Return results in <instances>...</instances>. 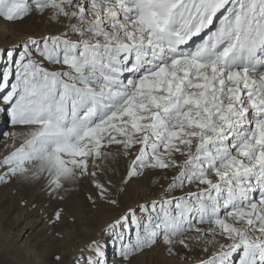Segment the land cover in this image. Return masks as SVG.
I'll use <instances>...</instances> for the list:
<instances>
[{
    "label": "snow or ice",
    "instance_id": "6c2138e0",
    "mask_svg": "<svg viewBox=\"0 0 264 264\" xmlns=\"http://www.w3.org/2000/svg\"><path fill=\"white\" fill-rule=\"evenodd\" d=\"M33 13L59 27L0 47L13 129L0 184L44 179L63 200L87 178L92 206L119 207L145 170L170 169L161 197L128 207L75 264H132L157 246L178 264H264V0H0L7 23Z\"/></svg>",
    "mask_w": 264,
    "mask_h": 264
},
{
    "label": "rangeland",
    "instance_id": "374dc122",
    "mask_svg": "<svg viewBox=\"0 0 264 264\" xmlns=\"http://www.w3.org/2000/svg\"><path fill=\"white\" fill-rule=\"evenodd\" d=\"M26 19L18 22L25 24ZM1 34L0 32V44L10 41V36ZM8 125L6 120L2 132ZM109 150L114 152L116 148L113 146ZM129 162L130 160L123 157L109 162L111 168L118 170H106L107 178H110L114 185H119ZM174 174L170 169L145 170L142 176L131 181L118 196L119 207L101 201H98L95 207L92 206L87 197L94 195L95 189L87 178L66 185L68 190L61 193L64 195L63 200L49 195L44 179L37 182L13 179L6 184H0V264H58L56 255L61 256L59 264H75L83 246L91 239L99 238L101 229L106 228L128 207L135 208L138 204L151 202L149 200H152L153 190L167 187ZM165 175L167 179L163 178ZM100 179H105V176ZM187 190L185 187L182 190H173L172 193L179 194ZM142 193L147 198L142 196ZM113 194L116 195L115 189ZM58 208L64 209L61 221L50 223ZM137 215H140L139 210ZM131 235H134V232ZM111 247L110 242L109 258L113 256ZM157 247L134 257L132 264H178V261L166 256L162 246Z\"/></svg>",
    "mask_w": 264,
    "mask_h": 264
},
{
    "label": "bare ground",
    "instance_id": "6f19581e",
    "mask_svg": "<svg viewBox=\"0 0 264 264\" xmlns=\"http://www.w3.org/2000/svg\"><path fill=\"white\" fill-rule=\"evenodd\" d=\"M29 20H30V22H28ZM4 22L5 21L0 20V32L2 33L1 35L10 36L11 39H10V41H8L6 43H1L0 44V47H6V46H9V45L15 44L18 41H20L22 39H25L28 36H33L35 38H39V37H41V36H43L45 34H48V33H55L57 31V28L59 27L58 25L50 24L46 16L41 17V16H38L36 13H33L31 16L27 17V19L25 20V24L24 23H21V22L20 23L19 22L8 23V24L6 23L8 26L5 27L6 24H4ZM0 66H2V65H0ZM5 124H6V118H5V116L3 114H0V132H2V128L5 126ZM8 126L9 127L5 131H11V130H13L11 128L10 124ZM4 154H6V153L3 152L2 145H0V156H3ZM4 170L5 169L0 168V173H1V171H4ZM154 179H152V180H154ZM143 182H145L147 184L149 183L147 181H143ZM141 184H143V183H141ZM142 187H143V185H142ZM167 187H165V188H163V187L162 188H159V190L158 189L157 190L155 189V191L153 190V195L151 196L152 197V200L159 199L161 197L162 193L164 192V190ZM142 191H144V190H142ZM185 192L186 191H184V192L182 191L179 194H177V193L176 194L171 193V195L169 197H166V198H171V196H177L178 197V196L183 195ZM142 196H144V193H142ZM144 197H146V196H144ZM148 197H150L149 194H148ZM134 198H136V197H134ZM145 200L148 201V199H145ZM152 200H149V201H152ZM137 203H139V201ZM70 257H72V256H70ZM116 259H119V258L116 257ZM165 264H177V262L176 263L175 262H173V263H170L169 262V263H165Z\"/></svg>",
    "mask_w": 264,
    "mask_h": 264
}]
</instances>
